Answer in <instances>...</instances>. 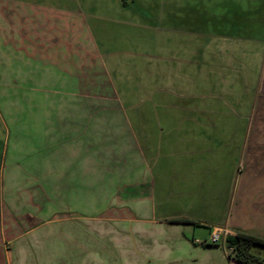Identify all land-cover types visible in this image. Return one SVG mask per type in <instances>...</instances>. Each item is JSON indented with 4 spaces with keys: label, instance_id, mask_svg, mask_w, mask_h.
<instances>
[{
    "label": "crops",
    "instance_id": "1",
    "mask_svg": "<svg viewBox=\"0 0 264 264\" xmlns=\"http://www.w3.org/2000/svg\"><path fill=\"white\" fill-rule=\"evenodd\" d=\"M0 123V264H243L264 0H0Z\"/></svg>",
    "mask_w": 264,
    "mask_h": 264
},
{
    "label": "trees",
    "instance_id": "2",
    "mask_svg": "<svg viewBox=\"0 0 264 264\" xmlns=\"http://www.w3.org/2000/svg\"><path fill=\"white\" fill-rule=\"evenodd\" d=\"M127 6L130 0H121ZM174 221L190 222L187 218H177ZM211 246V244H204ZM224 246L229 256L243 264H264V237L243 229H237L234 234H228Z\"/></svg>",
    "mask_w": 264,
    "mask_h": 264
},
{
    "label": "rangeland",
    "instance_id": "3",
    "mask_svg": "<svg viewBox=\"0 0 264 264\" xmlns=\"http://www.w3.org/2000/svg\"><path fill=\"white\" fill-rule=\"evenodd\" d=\"M167 1H174V0H167ZM189 1H194V0H189ZM7 90V92H9V94H13V93H15V92H12L11 90H9L8 88L6 89ZM4 128H3V124L2 123H0V138H1V140H3L4 139ZM198 230V233H197V235H199L200 237H203V236H207V238H209V233H208V230L207 229H205V228H198L197 229ZM218 233H220V235H222V236H224V235H226V234H228L227 232V230H224L223 228H220V229H217L216 230ZM227 231V232H226ZM202 239H205V238H202ZM123 246L125 247H127V245H126V243H124L123 244ZM124 247H121V249L123 248V249H126V248H124ZM264 250V249H263ZM228 252V251H227ZM229 254V253H228Z\"/></svg>",
    "mask_w": 264,
    "mask_h": 264
},
{
    "label": "built area",
    "instance_id": "4",
    "mask_svg": "<svg viewBox=\"0 0 264 264\" xmlns=\"http://www.w3.org/2000/svg\"><path fill=\"white\" fill-rule=\"evenodd\" d=\"M219 239H220V233H218L217 231H213V234H212L210 242H204V244L216 243V242L219 241Z\"/></svg>",
    "mask_w": 264,
    "mask_h": 264
}]
</instances>
